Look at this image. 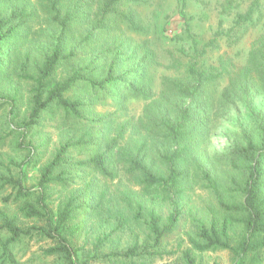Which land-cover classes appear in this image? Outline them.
<instances>
[{
  "label": "trees",
  "instance_id": "1",
  "mask_svg": "<svg viewBox=\"0 0 264 264\" xmlns=\"http://www.w3.org/2000/svg\"><path fill=\"white\" fill-rule=\"evenodd\" d=\"M146 3L147 0H35L33 5L29 0H17L14 9L0 12V46L6 47L4 53L0 51V103L7 109L10 123L17 120V131H22L17 150L27 152L21 161L0 163V193L9 191L1 202L6 207L15 206L19 215L0 210V231L8 234L2 255L7 253L8 244L38 237L49 242L43 255L52 259L50 264H87L79 260L81 248L72 242L75 234L82 231L76 223L79 215L86 212L89 218L106 225L92 243L95 254L114 234L126 229L144 233L143 238L151 244H142L138 233L134 234L131 246L124 252H115L118 259L133 260L148 245L158 250L164 238L189 216L195 224V236L189 240L190 248L181 254L183 264H201L193 252L222 251L230 254L231 264H264V109L255 112L250 106L248 118L255 131L238 126L226 166L207 163L197 151L208 140L213 99L219 103V111L235 105L237 94L264 99V35L239 69L226 58L215 63L204 60L207 49L216 46L222 32L216 31L201 45L192 37L191 54L184 53L186 59L182 61L171 56L165 65L176 77L162 78L161 91L155 97L144 81V68H127L121 80L116 76L119 69L130 67L136 60L161 65L147 40L132 48L131 43L111 38L98 47L93 41L94 32L83 29L94 24V29L101 30L112 17L114 24L143 32L134 7ZM255 8H259L258 4L253 3L237 16L229 34H225L230 45L240 38L235 30L258 25L253 18ZM38 13L42 16L35 18ZM30 17L41 19L34 22L41 26L34 32ZM185 24L190 31L189 23ZM134 50L139 56L133 54ZM80 59L85 66L79 67ZM96 61L100 65L98 74H81ZM129 72L132 76L127 75ZM222 78H227V85L215 99L208 94V86ZM27 85L28 98L23 104L21 92ZM117 87L118 105L129 97L149 103L144 118L131 123L128 138L125 139L126 123L116 136H103V143L98 144L96 127L92 132L82 131L88 124L98 123L92 120L94 107L115 94ZM47 113H59L72 132L67 130L65 140L59 141L53 154L41 162L42 158L35 159L37 148L33 142L24 141ZM90 147L94 148L89 151ZM73 150L89 151V155L74 160ZM30 167L38 170V178L35 185L27 186ZM85 171L95 180L86 182L85 190L69 191L52 210V187L67 192L71 179L80 174L85 178ZM98 181L101 183L93 190ZM113 184H125V189L117 195L116 189H111ZM196 187L207 192L212 201V207L202 217L194 215L189 202L184 201L187 192ZM24 221L31 225L25 226ZM156 254L160 256V252L153 255Z\"/></svg>",
  "mask_w": 264,
  "mask_h": 264
},
{
  "label": "rangeland",
  "instance_id": "2",
  "mask_svg": "<svg viewBox=\"0 0 264 264\" xmlns=\"http://www.w3.org/2000/svg\"><path fill=\"white\" fill-rule=\"evenodd\" d=\"M30 1H32L33 5L35 4V0ZM15 3H17V0H0V12L5 14L11 9H14ZM253 3L258 4L259 7L255 8L253 14L254 22H258V25L254 27H246L247 25H244L238 30H235L236 33L239 32L240 38L236 43L230 45L225 34H229L228 30L234 26L237 16L244 14ZM95 8L94 10H96ZM134 8L140 16V26L144 28L143 32H133L122 24H114L115 21L112 17L105 22L106 27L101 28V30L94 29V24L89 28L84 26L83 29L94 32L93 41L98 43V47L106 45L105 40L111 38H117V40L131 43L132 48L147 40L149 49L154 53L158 63L161 65L153 66L136 60L135 64L132 63L130 67L119 69L116 76L118 80H121L120 77H122V74L127 68L131 70L134 68H144V81L151 86L155 97L161 91L162 78L176 77V73L171 69L165 68V65L169 64L168 62L171 56L182 61L186 59L184 53L191 54L190 39L192 37L194 39L196 38L199 41L198 44L201 45L211 39L213 33L216 31L219 30L222 32L223 36L215 41L216 46L213 49H207V53L203 56L204 60L208 63H215L219 58H226L233 62L236 69H239L247 63L246 60L249 51L252 47L257 46L255 44L256 41L264 35V0H147L146 4L138 5ZM26 12L28 13V11ZM82 12L80 10L81 14ZM182 13L185 14L183 18ZM37 16L41 17L42 15L38 13L35 15V18ZM40 17L39 19H34L33 17L28 19L32 25V32L41 27L34 23L40 22ZM185 21L189 23L190 31L186 27ZM5 50L6 47L0 46L2 53ZM182 50H184L183 53H181ZM133 54L139 56L135 50ZM78 65L79 67L85 66L83 59L78 61ZM98 66H100L99 62L96 61L92 63L89 69H84L81 74L87 76H91V72L98 74ZM127 75L132 76V72L127 73ZM227 81V78H222L216 84L211 83L208 86V94L213 95L216 99L224 86L227 85ZM4 86L7 88V84ZM11 86H14V84H11ZM29 88V85L24 86L21 92L23 104H25L28 98ZM115 91V94L99 102L94 107L92 111L94 119L92 120L98 123L88 124L84 126L82 131V133L87 130L92 132L96 127L98 132H95V138L99 141L98 144L103 143V136H107L108 138L116 136L121 126L126 123L129 125L125 133V139L128 138L132 132L131 123L133 125L140 118H144L145 107L149 103L142 99L129 97L123 105H118L116 103V98L120 94L118 87ZM233 102L236 104L234 105L233 103V105L224 106L219 111L216 110V107H219V103L214 99L211 101L212 104L210 106L213 109V123L210 126L208 140L197 150L199 154L203 155L202 158L207 163L213 162V165L216 167L219 165L223 166V163L225 166L227 165L226 162L229 160V152L234 145L235 132L238 126L244 125L250 131H255V126L250 124L248 118L249 112L251 111L250 106L254 108L255 112L264 109V99L262 97L253 98V96L247 97L237 94ZM62 123V118L59 113H56L54 116L48 113L44 114L39 126L27 135L24 143L26 144L28 141L33 142L32 145L37 148L35 159L40 157L42 158L40 159L41 162H44L53 154L54 148L59 141L65 140L69 134L68 131L72 132L69 126ZM17 130H20L17 125V120L12 125L6 107L0 103V138H2L0 141L1 164L6 165L9 159L21 161L27 155L26 151L21 152L17 150V143L22 134V131ZM91 148L94 147H90L89 151ZM89 151L78 152V150H73L72 158L74 160H83L89 155ZM85 173L87 175H85V178L80 174L79 177L71 179L67 185L69 186L67 192L59 190L58 186L52 187V203L50 205L52 210L55 209L59 198L69 194V191L85 190L86 182L92 183V180H95V177H89L86 171ZM37 178L38 170L32 167L28 168L26 185H35ZM98 182L95 183L96 186L92 188L93 190L101 183V181ZM115 185H111V189L112 191L116 189L114 193H117V195L125 189V184H117L116 187ZM4 192L0 193V210L7 211L10 215L17 214L15 206L6 207L1 202V198L8 194L9 191ZM87 195L90 198L88 192ZM86 200L90 199L87 198ZM186 200L189 202V206L192 207L193 213H195L194 215L199 217L205 214L207 208L212 207L211 198H209L207 192L199 187L187 192L184 201ZM187 208L189 207L187 206ZM79 218L76 223L82 231L75 234L72 242L76 248H81L78 255L79 260H85L87 264H139L140 262L143 264H183L181 254L190 248L189 240L195 236V224L188 216L181 221L174 232L164 238L158 250H153L150 247L151 245H148V247L140 249L139 254L137 251L138 255H135L136 257L133 260L129 258L118 259L119 257L114 256V254H118L115 252H124L128 246H131L134 234L138 233L139 240L142 244H151L149 241H145L147 240L146 238H143L144 233L141 235L138 230L131 232L127 229L124 232H117L95 254L92 251V243L95 237L98 236V231L105 229L106 225L103 221H98L96 218H89L86 212H82ZM24 223L25 226L31 225L29 221H24ZM7 239L8 234L0 231V264L51 263L52 259L43 255V250L49 246V242L40 240L38 237L31 240L22 239L17 243L8 244L7 253L2 255V246ZM155 251L160 252V256L157 254L156 256L153 255ZM104 255L109 258H103ZM193 255L201 264H231L230 254L226 251L204 254L193 252Z\"/></svg>",
  "mask_w": 264,
  "mask_h": 264
},
{
  "label": "crops",
  "instance_id": "3",
  "mask_svg": "<svg viewBox=\"0 0 264 264\" xmlns=\"http://www.w3.org/2000/svg\"><path fill=\"white\" fill-rule=\"evenodd\" d=\"M183 16H185V14H182V18H183ZM182 22H183V19H182Z\"/></svg>",
  "mask_w": 264,
  "mask_h": 264
}]
</instances>
